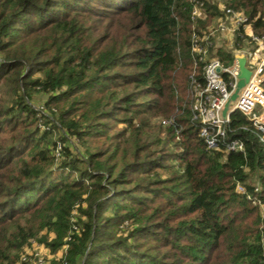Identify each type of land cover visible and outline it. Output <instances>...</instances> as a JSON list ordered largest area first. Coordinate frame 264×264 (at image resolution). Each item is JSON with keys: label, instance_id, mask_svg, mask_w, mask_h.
<instances>
[{"label": "trees", "instance_id": "trees-1", "mask_svg": "<svg viewBox=\"0 0 264 264\" xmlns=\"http://www.w3.org/2000/svg\"><path fill=\"white\" fill-rule=\"evenodd\" d=\"M199 1L192 20L191 0H0V264L36 241L62 264H264V215L235 192L264 204V145L233 113L244 152L207 151L189 96L193 36L226 9L264 36V0Z\"/></svg>", "mask_w": 264, "mask_h": 264}, {"label": "built area", "instance_id": "built-area-1", "mask_svg": "<svg viewBox=\"0 0 264 264\" xmlns=\"http://www.w3.org/2000/svg\"><path fill=\"white\" fill-rule=\"evenodd\" d=\"M191 4V19L196 20L201 15L203 3L199 0H191ZM224 15V21L231 22L230 24L234 26L229 30L234 35L239 34L244 38V42L241 49L232 52L231 63L224 66L217 58L207 60L208 49L213 46L211 38L214 34L216 32L224 34L229 31L223 21L215 31L210 32L203 39L193 36L192 51L204 66L202 82L190 79L191 120L199 126V137L207 151L243 153L244 143L229 137L232 131L228 126L232 114L240 113L254 128L259 143L264 145V36L255 35L241 13L226 9ZM237 56L244 57L245 68L250 76L248 82L238 91L236 99L230 101L239 81ZM162 124L169 125L171 120L163 121ZM235 192L245 196L264 215V204L258 196H255L260 193L259 187L254 188L255 195H253L249 194L244 186L237 184Z\"/></svg>", "mask_w": 264, "mask_h": 264}, {"label": "rangeland", "instance_id": "rangeland-1", "mask_svg": "<svg viewBox=\"0 0 264 264\" xmlns=\"http://www.w3.org/2000/svg\"><path fill=\"white\" fill-rule=\"evenodd\" d=\"M217 1L222 2L223 0H214V2L217 3ZM249 48V46H248ZM46 96L36 94L34 95V98L32 100V106L38 110V112H43L44 115L51 116L50 112L43 107L44 103L46 102ZM55 111V110H54ZM57 112V111H56ZM119 120L115 123L113 122L110 124V127L113 133L119 132L122 129H124L123 125V118H126L125 114L117 115ZM53 117V116H51ZM54 118V117H53ZM163 121H168L167 119H163L161 121V124ZM170 121V120H169ZM162 126H164L162 124ZM66 139V145H69L70 147L75 145V141L69 137L68 135H65V133H62L61 131L58 133ZM169 148V146L167 147ZM254 187H257L256 184H254ZM53 240V237L48 238V243H51ZM68 241V239H67ZM66 247L61 248L57 252H52L51 249L43 244L36 242L29 243V246H27L22 252L20 256V263L19 264H62L64 261V253L66 251Z\"/></svg>", "mask_w": 264, "mask_h": 264}, {"label": "crops", "instance_id": "crops-1", "mask_svg": "<svg viewBox=\"0 0 264 264\" xmlns=\"http://www.w3.org/2000/svg\"><path fill=\"white\" fill-rule=\"evenodd\" d=\"M217 5L221 10H223L222 3L220 1H217ZM224 19H225V17L222 19L220 18V19L216 20L215 21L216 27L223 21L226 24L228 30L229 29L231 30L234 26L232 24H230L231 22L224 21ZM230 30L224 34L218 33V35H217L218 41L217 40L216 41H217V43L220 42V44H222V42L226 43L224 45V48H229L231 50L230 52H233L235 49H232V45L235 41V38H234L233 32H231Z\"/></svg>", "mask_w": 264, "mask_h": 264}, {"label": "water", "instance_id": "water-1", "mask_svg": "<svg viewBox=\"0 0 264 264\" xmlns=\"http://www.w3.org/2000/svg\"><path fill=\"white\" fill-rule=\"evenodd\" d=\"M237 60H238V67H239V81L236 85V90L233 93V95L230 98V101H234L237 97V93L238 91L243 88V86L248 82L250 73L249 71L246 70L245 68V59L243 56H237ZM228 104L225 107V110L223 112V114L225 115L226 110H227Z\"/></svg>", "mask_w": 264, "mask_h": 264}]
</instances>
